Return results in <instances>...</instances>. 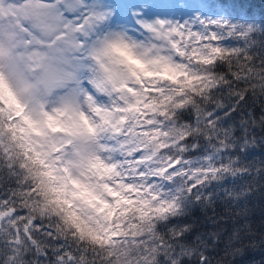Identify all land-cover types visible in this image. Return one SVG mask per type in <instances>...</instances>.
Instances as JSON below:
<instances>
[{
	"label": "clouds",
	"instance_id": "clouds-1",
	"mask_svg": "<svg viewBox=\"0 0 264 264\" xmlns=\"http://www.w3.org/2000/svg\"><path fill=\"white\" fill-rule=\"evenodd\" d=\"M0 264H264V18L0 0Z\"/></svg>",
	"mask_w": 264,
	"mask_h": 264
},
{
	"label": "trees",
	"instance_id": "trees-1",
	"mask_svg": "<svg viewBox=\"0 0 264 264\" xmlns=\"http://www.w3.org/2000/svg\"><path fill=\"white\" fill-rule=\"evenodd\" d=\"M222 10L230 16L237 18H264V0H219ZM259 196V194H256ZM259 259L260 254L257 252L250 257Z\"/></svg>",
	"mask_w": 264,
	"mask_h": 264
}]
</instances>
